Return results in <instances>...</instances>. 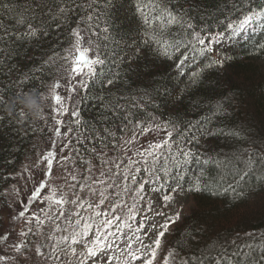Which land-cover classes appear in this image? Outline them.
I'll use <instances>...</instances> for the list:
<instances>
[{
    "label": "snow or ice",
    "instance_id": "6c2138e0",
    "mask_svg": "<svg viewBox=\"0 0 264 264\" xmlns=\"http://www.w3.org/2000/svg\"><path fill=\"white\" fill-rule=\"evenodd\" d=\"M130 2L139 43L109 54L120 0H0V264H264V231L241 228L264 222V112L246 83L197 103L195 122L155 115L227 73L229 43L264 55V0H221L200 24L199 0ZM22 50L27 71L13 62ZM37 74L51 80L43 93ZM37 134L43 149L18 162L12 148ZM217 137L222 149L204 147ZM202 160L218 180L189 177ZM204 192L212 207L184 215L181 194Z\"/></svg>",
    "mask_w": 264,
    "mask_h": 264
},
{
    "label": "trees",
    "instance_id": "16d2710c",
    "mask_svg": "<svg viewBox=\"0 0 264 264\" xmlns=\"http://www.w3.org/2000/svg\"><path fill=\"white\" fill-rule=\"evenodd\" d=\"M121 4H124V7L120 9L118 16L113 17L108 20L110 25L112 39L116 42H119V46L116 44L109 43L108 47L105 49L106 52L111 54L113 48L117 52H121L126 43H139L140 40V29L139 21L134 17L131 8L132 4L130 0H120ZM221 0H199V9L197 12L193 13L196 16L194 21L197 24L202 23L200 17L201 10H207L212 12L218 6H220ZM10 23V21L5 20V24ZM227 49L228 54L231 55L234 59L231 61V68L227 73H209L210 78L203 81L202 84L194 86L188 95L184 98V103L181 106L179 112L175 116H169L168 110L161 104V107L158 112L155 113L157 119H161V114H163V119H169L175 121H187L189 119L195 122V118L200 116L199 110L195 107L197 103L201 104L202 108H206L208 104L212 103L215 99H220V94L226 92L227 82L230 80L233 84L239 83L241 81L245 82L248 86L247 92L244 93L245 97L251 96L255 100V107L258 113L264 112V55L257 57L255 54L250 52V45L246 44L244 41H240L236 44H230ZM26 50V49H25ZM31 55V52H29ZM14 63H19L25 71L28 70L31 65L27 60L24 59V51H21L20 56L16 58ZM166 67V65H165ZM7 77H0V83H7ZM160 77H157L159 80ZM44 83H50V77L48 74H37L36 80L33 82L37 88L43 93L46 91L42 87L41 81ZM219 81V83H218ZM182 87V85H181ZM31 101L34 102L36 106H33L29 100L23 101L25 104V111H30V119L39 123V117L36 115L37 108L40 104L43 103L42 100H38L35 96L31 97ZM157 103H160L157 100ZM153 109L150 107L146 110L147 112H152ZM208 113L205 112L204 115ZM44 115L47 116V110H45ZM95 115V110L91 107H85L82 111V118L89 119L91 116ZM202 118V117H201ZM42 134H37L33 137H25L22 144L18 148H12V152L15 153L16 159L18 162L26 163V155L32 151V145L37 146V150H40L44 146V141L41 138ZM15 143V141L13 142ZM224 146V140L222 137L213 138L210 142V145H204V147L211 149H216L219 151ZM0 155H8V144L4 140H0ZM196 149L194 148V151ZM203 152V150L201 149ZM204 156H207V153H203ZM192 169L189 172V177H192L195 174H198L200 171H205L206 178L209 180H218L219 176L217 174V169L215 165L209 160L208 163H203V160L200 164H193L190 166ZM194 199V205L191 211L187 216L199 215L202 212L207 211L212 207V200L214 197H211L208 192L204 193H191L189 194ZM3 201H0V219L5 215V212L2 210ZM191 223H195V220H192ZM249 227L255 228L256 230L264 231V222L259 220L255 221L252 225H241V228Z\"/></svg>",
    "mask_w": 264,
    "mask_h": 264
},
{
    "label": "rangeland",
    "instance_id": "374dc122",
    "mask_svg": "<svg viewBox=\"0 0 264 264\" xmlns=\"http://www.w3.org/2000/svg\"><path fill=\"white\" fill-rule=\"evenodd\" d=\"M230 44L231 43H229L226 47H228ZM43 147L41 149H43ZM69 154H71V153H69ZM21 183H23V182H21ZM193 201H194L193 197L190 196L189 194H183V193L181 194L179 207L181 208L182 213L184 215H187L191 211V209L193 208V205H194ZM174 207H176V205H174Z\"/></svg>",
    "mask_w": 264,
    "mask_h": 264
}]
</instances>
